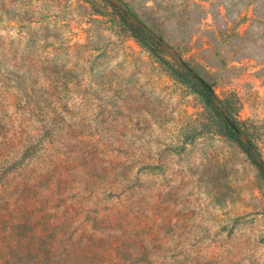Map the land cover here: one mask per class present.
Returning <instances> with one entry per match:
<instances>
[{
	"label": "rangeland",
	"instance_id": "obj_1",
	"mask_svg": "<svg viewBox=\"0 0 264 264\" xmlns=\"http://www.w3.org/2000/svg\"><path fill=\"white\" fill-rule=\"evenodd\" d=\"M163 58L264 160V0H0V264H264V180Z\"/></svg>",
	"mask_w": 264,
	"mask_h": 264
},
{
	"label": "trees",
	"instance_id": "obj_2",
	"mask_svg": "<svg viewBox=\"0 0 264 264\" xmlns=\"http://www.w3.org/2000/svg\"><path fill=\"white\" fill-rule=\"evenodd\" d=\"M115 15L121 25L129 31L142 46L154 51L159 49L158 38L142 25L134 15H130L123 7L112 5ZM169 74L183 85L187 86L202 101L205 111L210 116L219 134L237 144L250 162L256 166L264 180V160L259 148V137L256 129L246 121L238 118L235 102L227 97L219 98L212 85L202 76L201 72L180 58L172 61L161 60Z\"/></svg>",
	"mask_w": 264,
	"mask_h": 264
}]
</instances>
